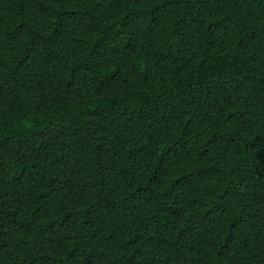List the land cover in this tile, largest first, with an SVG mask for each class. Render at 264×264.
I'll return each mask as SVG.
<instances>
[{"label":"trees","instance_id":"1","mask_svg":"<svg viewBox=\"0 0 264 264\" xmlns=\"http://www.w3.org/2000/svg\"><path fill=\"white\" fill-rule=\"evenodd\" d=\"M0 264H264V0H0Z\"/></svg>","mask_w":264,"mask_h":264}]
</instances>
